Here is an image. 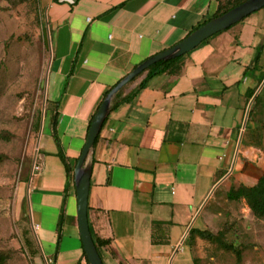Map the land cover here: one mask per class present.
<instances>
[{"label":"crops","instance_id":"obj_1","mask_svg":"<svg viewBox=\"0 0 264 264\" xmlns=\"http://www.w3.org/2000/svg\"><path fill=\"white\" fill-rule=\"evenodd\" d=\"M37 4L49 46L44 99L56 111L48 110L39 126L31 160L38 170L30 168L25 213L38 264L44 256L53 264H89L74 177L59 157L52 119L73 168L106 93L212 18L218 2ZM263 74L264 13L254 12L184 54L177 74L153 77L131 102L111 110L90 154L87 209L91 235L107 241L97 247L103 264H194L186 242L190 228L215 219L239 185L253 186L264 173V130L259 145L244 138L249 103ZM236 203L246 206L244 200Z\"/></svg>","mask_w":264,"mask_h":264},{"label":"rangeland","instance_id":"obj_2","mask_svg":"<svg viewBox=\"0 0 264 264\" xmlns=\"http://www.w3.org/2000/svg\"><path fill=\"white\" fill-rule=\"evenodd\" d=\"M43 30L45 17L33 0H0V264H38L26 243L34 235L24 206L37 133L50 110L43 93L49 58ZM250 107L253 119L263 121L264 90ZM220 209L195 229L221 230L223 242L195 234L188 242L194 264H264V220L236 202Z\"/></svg>","mask_w":264,"mask_h":264},{"label":"water","instance_id":"obj_3","mask_svg":"<svg viewBox=\"0 0 264 264\" xmlns=\"http://www.w3.org/2000/svg\"><path fill=\"white\" fill-rule=\"evenodd\" d=\"M263 7L264 0H245L244 2L233 7L227 12L211 18L206 23L192 31L185 39H183L178 44L148 58L147 60L139 64L107 93L90 122L85 144L73 170L74 186L77 199V219L79 234L83 250L86 254L89 264H103L94 244L87 217L88 194L92 170L90 154L92 153L95 139L97 138L106 118L112 110V102L116 94L119 92V90L125 87L129 82H131L152 64L159 61H168L190 52L210 36L228 29L232 25L236 24L248 15L258 11ZM43 34L45 35V40L47 41L46 30H43ZM263 84L264 80L261 83L260 88L263 86ZM256 95L257 93L251 99L249 108Z\"/></svg>","mask_w":264,"mask_h":264},{"label":"trees","instance_id":"obj_4","mask_svg":"<svg viewBox=\"0 0 264 264\" xmlns=\"http://www.w3.org/2000/svg\"><path fill=\"white\" fill-rule=\"evenodd\" d=\"M218 2V8L216 13L213 15V17L219 16L228 10L232 9L233 7L239 5L240 3L244 2L245 0H216ZM34 3H37V0H33ZM212 17V18H213ZM211 19V18H210ZM203 21L199 25H197L192 31L206 23L208 20ZM207 40V39H206ZM206 40H204L202 43H204ZM184 55L168 60V61H159L151 66H149L145 71L140 73L136 78H134L131 82H129L125 87H123L119 92L116 94L113 102H112V109L116 108L120 104L123 103H129L131 102L139 93L141 89L146 87L147 83L155 76L161 75V74H177L181 68V62L183 59ZM257 61V58H256ZM144 77L138 82V84L132 88L129 92L124 94V91L126 88H128L132 83L137 81L141 76ZM264 78V74L262 75L261 79L259 80L258 83H261L262 79ZM264 90V84L261 87V91ZM260 91V92H261ZM109 92V91H108ZM107 92V93H108ZM260 92L255 96L254 98V104L257 103ZM106 93V94H107ZM254 93V90L249 93L248 96H246L245 101L248 103L249 99L252 97ZM106 96V95H105ZM105 98V97H104ZM49 105L50 110L56 111V104H51L47 100H45V108L46 106ZM101 105V104H100ZM251 106V105H250ZM99 108V107H98ZM254 110L250 107L246 119V125H245V133H244V138L246 137L247 140L250 143H253L254 145H259V140L261 137V132L264 130V120L263 121H257L256 119H253L252 117V112ZM52 133L53 137L58 145L59 148V157L62 159V161L66 165V170L67 174L70 177L71 180H73V168H70L67 164L65 155L62 152L61 146L59 139L57 137V133L55 130V117L52 119ZM98 138V136H97ZM97 138L95 139L94 145L97 141ZM229 201H234V202H240L241 200L245 201L246 206L248 207L249 211L251 214L256 218V219H262L264 220V173L260 176V178L257 180V182L253 186H245V185H239L238 188L236 189L234 195L228 197ZM62 226V217L60 216L59 222H58V234L61 230ZM197 234L200 236L202 239L208 240L210 242H223V233L220 230L216 234H211L210 232L204 230H197L195 228H190L187 234L186 242H189V240ZM93 238L94 244L97 247L101 245H106L107 241H101L98 240L97 238ZM26 243L30 249V252L35 255L36 250L35 247H33V242L30 239L26 240ZM226 246V245H225ZM84 256L86 257L85 252H83ZM87 260V257H86ZM88 261V260H87Z\"/></svg>","mask_w":264,"mask_h":264},{"label":"built area","instance_id":"obj_5","mask_svg":"<svg viewBox=\"0 0 264 264\" xmlns=\"http://www.w3.org/2000/svg\"><path fill=\"white\" fill-rule=\"evenodd\" d=\"M35 170H38V165L35 163V162H33V164H32V172L33 171H35ZM35 227H37V226H35ZM53 259L52 258H47V257H43V260H42V264H53Z\"/></svg>","mask_w":264,"mask_h":264}]
</instances>
